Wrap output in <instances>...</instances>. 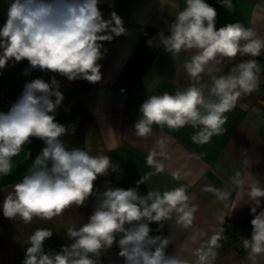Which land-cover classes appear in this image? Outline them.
<instances>
[{
	"label": "clouds",
	"instance_id": "9594fccd",
	"mask_svg": "<svg viewBox=\"0 0 264 264\" xmlns=\"http://www.w3.org/2000/svg\"><path fill=\"white\" fill-rule=\"evenodd\" d=\"M99 3L100 0H12L6 22L0 28V69L10 61L27 60L30 69L58 73L69 81L99 82L102 66L98 61L107 51L100 42L112 41L114 36L126 32L122 18L113 11L105 19ZM218 3L229 12L234 10L232 0ZM217 15L207 0H185L184 8L167 25L169 34L161 31L157 35L158 45L172 56L196 50L184 67L197 83L212 62L220 64L224 58L238 54L259 57L264 50V37L238 21L217 30ZM28 70L24 73L28 74ZM259 73L257 60L248 59L229 74L213 77L207 95L206 86L195 84L177 89L174 94L149 95L140 106L141 116L135 129L144 136L151 134L153 124L172 129L191 125L199 128L193 139L205 143L213 134L222 133L228 119L225 113L234 107L238 97L259 88ZM59 88L55 75L50 83L35 78L24 84L7 112L0 111V176L11 173L12 158L31 143V138H38L45 145L27 174L6 192L3 215L28 224L34 217L51 220L69 207L85 206L93 195L96 204L87 223L67 228L66 235L72 242L62 245L59 251L44 249L53 231L34 230L26 241L29 246L23 264H101L100 256L114 242L124 264H190L178 254L167 253L170 235H150L149 226L156 222V231L160 232L162 222L171 220L173 213L177 223L191 224L196 208L190 205L185 187L163 192L150 190L147 195H140L137 188L107 187L103 192L94 189L99 176L110 170L119 171V166L108 155L65 146L61 137L68 128L55 116L64 100ZM145 179L138 180L137 185L145 183ZM248 195L252 201V233L243 243L252 254H261L264 210L257 214V208L264 198V185L259 180L252 181ZM227 196L228 193H220L221 199ZM209 243L207 252L199 253L200 264H205L209 254H215L211 246H219L218 237L213 235Z\"/></svg>",
	"mask_w": 264,
	"mask_h": 264
},
{
	"label": "crops",
	"instance_id": "0c3cea01",
	"mask_svg": "<svg viewBox=\"0 0 264 264\" xmlns=\"http://www.w3.org/2000/svg\"><path fill=\"white\" fill-rule=\"evenodd\" d=\"M11 2L0 0V28L6 22ZM207 2L217 10V30L238 21L264 37V0H232V12L218 0ZM184 6L185 0H100L98 7L103 17L108 19L116 12L126 29L125 34L114 36L112 41L100 42L107 50L98 61L102 66L101 80L69 81L58 73L30 69L27 60L10 61L0 69V79L9 80L6 95L0 98V111L10 109L26 82L39 77L50 83L55 75L64 96L55 116L57 122L68 128L61 137L65 146L81 147L93 155H108L119 166V171L110 170L107 175L99 176L94 189L103 192L107 187L137 188L140 195H147L150 190L163 192L183 186L190 205L196 208L191 224L177 223L173 213L171 220L162 222L164 227L160 232L156 231V222L149 225L150 235L171 236L168 254H178L190 264H200V251L207 252L210 238L216 235L219 246H211L215 254H209L205 264H264V253L252 254L243 243L252 233L249 185L254 180L264 185V83L259 79L256 91L238 97L234 107L225 113L228 119L222 133L213 134L205 143L193 139L199 128L191 125L172 129L153 124L151 134L144 136L135 129L141 116L140 106L149 95L174 94L177 89L194 84L206 86L207 95L212 78L227 75V63L234 59L210 63L197 83L184 67L196 50L172 56L158 45V33L169 34L167 25ZM261 55L246 56V60L256 59L260 70H264ZM26 68L28 74L24 73ZM43 147L40 139L31 138V143L12 158L11 173L0 176V264H23L29 246L27 238L37 228L53 231L44 243L45 251H59L62 245L72 242L66 235L67 228L87 223L95 208L93 195L85 206L69 207L51 220L34 217L25 224L19 218L3 215L6 192L27 174ZM144 178L145 183L137 185ZM220 193H228L227 198L221 199ZM261 210H264V198L257 214ZM119 251L114 242L100 256L101 264H124Z\"/></svg>",
	"mask_w": 264,
	"mask_h": 264
},
{
	"label": "built area",
	"instance_id": "2783aa9c",
	"mask_svg": "<svg viewBox=\"0 0 264 264\" xmlns=\"http://www.w3.org/2000/svg\"><path fill=\"white\" fill-rule=\"evenodd\" d=\"M261 56L264 57V54H262ZM244 60H246V56H240V55H238L234 59H231L227 63L226 73L229 74L230 72H232L235 66ZM259 79L262 83H264V70H260ZM8 85H9L8 79H0V98H3L6 95Z\"/></svg>",
	"mask_w": 264,
	"mask_h": 264
}]
</instances>
